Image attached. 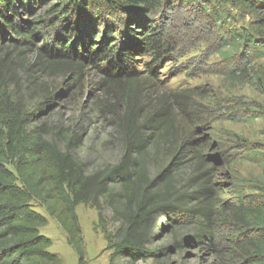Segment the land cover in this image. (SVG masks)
I'll return each mask as SVG.
<instances>
[{"label":"rangeland","instance_id":"obj_1","mask_svg":"<svg viewBox=\"0 0 264 264\" xmlns=\"http://www.w3.org/2000/svg\"><path fill=\"white\" fill-rule=\"evenodd\" d=\"M56 4L37 5L34 16L27 17L41 33L33 45L18 43L22 47L16 50L4 42L0 46L5 97L29 113V129L46 127V137L62 150L64 136L79 138L73 155L93 173L124 155L129 107L162 116L168 106L174 119L185 128L190 125L192 139L215 166L213 171L186 167L177 174L176 191L189 210L153 220L154 255L136 264H264L249 243L256 231L244 227L239 214L264 200V59L251 57L238 41L250 31L253 18L229 5L185 3L166 9L155 18L168 40L165 57L157 65L147 57L135 58L127 64L134 78L111 80L104 73L108 64L101 60L95 68L89 60L77 64L74 59L72 72L42 68L38 48L57 45L63 30L56 21L61 14L52 11ZM96 33L100 43L103 26ZM78 49L84 57L87 49ZM164 168L151 170L152 176ZM31 207L47 220L39 232L51 240L49 252L62 264H78L60 224L36 201ZM76 214L85 264H110L112 251L106 250L102 229L115 234L120 227L111 211L103 208L100 223L97 211L88 206H77ZM112 264L131 262L121 255Z\"/></svg>","mask_w":264,"mask_h":264},{"label":"trees","instance_id":"obj_2","mask_svg":"<svg viewBox=\"0 0 264 264\" xmlns=\"http://www.w3.org/2000/svg\"><path fill=\"white\" fill-rule=\"evenodd\" d=\"M49 1L57 3L52 11L61 14L56 21L63 30L55 39L57 45L38 48L42 68L72 72L74 59L77 64L89 60L95 68L101 60L108 64L104 71L108 79H132L136 74L127 68L130 61L147 57L157 65L165 57L168 40L155 18L185 3L204 8L229 5L253 18L250 31L239 35L238 41L251 57L264 59V0H0V46L4 42L16 50L33 45L41 33L27 17ZM101 26L97 43L96 30ZM18 43L22 44L17 47ZM78 48L81 53L87 49L84 57ZM148 72L154 74L155 69L149 67ZM2 86L0 71V264H62L49 252L51 240L39 232L47 220L32 209L33 201L60 224L78 264H85L79 205L97 211L99 223L106 207L119 223L115 234L102 229L106 250L112 251L110 264L121 255L131 264L146 261L154 255L153 220L189 210L176 191L177 174L186 167L215 169L201 144L192 139L190 125L185 128L174 119L168 106L162 116L143 115L129 107L124 155L115 165L87 173L73 155L80 139L64 136L62 150L46 137V127L29 129L31 116L5 97ZM163 167L162 174L152 176L151 170ZM239 214L243 226L256 231L249 243L255 257L264 262V200Z\"/></svg>","mask_w":264,"mask_h":264}]
</instances>
